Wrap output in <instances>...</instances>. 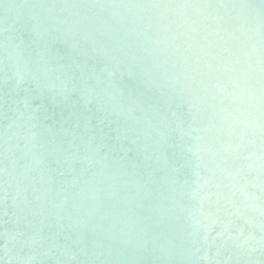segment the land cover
Here are the masks:
<instances>
[{
    "label": "water",
    "instance_id": "1",
    "mask_svg": "<svg viewBox=\"0 0 264 264\" xmlns=\"http://www.w3.org/2000/svg\"><path fill=\"white\" fill-rule=\"evenodd\" d=\"M0 264H264V0H0Z\"/></svg>",
    "mask_w": 264,
    "mask_h": 264
}]
</instances>
